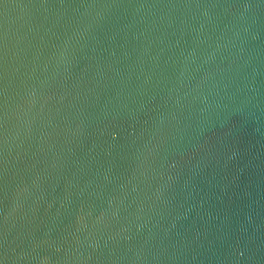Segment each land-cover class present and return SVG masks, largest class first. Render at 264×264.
<instances>
[{
	"label": "water",
	"instance_id": "1",
	"mask_svg": "<svg viewBox=\"0 0 264 264\" xmlns=\"http://www.w3.org/2000/svg\"><path fill=\"white\" fill-rule=\"evenodd\" d=\"M0 264H264V0H0Z\"/></svg>",
	"mask_w": 264,
	"mask_h": 264
}]
</instances>
